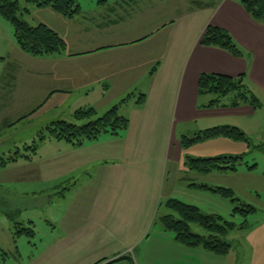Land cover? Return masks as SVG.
<instances>
[{"label": "crops", "instance_id": "0c3cea01", "mask_svg": "<svg viewBox=\"0 0 264 264\" xmlns=\"http://www.w3.org/2000/svg\"><path fill=\"white\" fill-rule=\"evenodd\" d=\"M164 1H152L154 6L149 26L140 31H131L122 25L124 20L119 15L126 13L123 8L127 3L114 0L106 13L97 16L80 15L81 9L72 17L53 15L54 24L45 25L65 42V50L60 54L34 57L20 49L18 51L17 44L10 42V48L17 52L16 58L11 60L0 54L3 62L7 58L9 62L24 63L25 78L20 82L26 87V93L22 95L32 98L38 83L43 91L42 102L19 120L43 105L63 103L75 92L86 97L91 92L98 93V100L103 105L114 103L110 108L121 100L117 103L112 101L126 93L123 98L131 95L127 102L134 100V105L125 115L129 119L125 130L119 135H106L81 146L68 142L70 153L60 163L62 175L68 176L65 198L67 194L71 196L73 211L83 215L82 223L90 220L91 229L144 230L151 222L158 196L163 191L165 151L172 131L178 130L175 162L184 176L173 177L164 189V202L175 198L172 195L177 192L185 193L189 189L214 194L197 186L189 188V183L185 182L189 180L186 178L188 174H192L190 185H222L215 176L224 171L201 174L185 164L180 152L184 147L182 138L189 137V123L193 135L207 128L229 125L264 144V23L251 18L240 0H190V5L187 3L189 0H172L174 7L171 9H154H160ZM209 24L225 30L241 54L233 55L221 48L201 44V35ZM172 26H179L182 36L178 43L170 45V40L161 41L158 32L162 27ZM201 73L233 77L242 74L247 89L261 106L253 108L242 103L231 107L232 96L224 97L228 102L222 105L224 98L217 99L212 94L199 95L197 79ZM15 78L11 76V83L8 82L7 86L13 88L15 80H18ZM139 94L144 95L140 104L136 102ZM220 105L222 109L214 108ZM88 107L92 106L73 109L72 117L77 109ZM202 142L210 150L235 147L238 153L247 151L243 141L226 137ZM211 155L201 158L216 157ZM209 176L214 178L209 179ZM177 184H180L178 191ZM226 188L234 189L233 186ZM138 197L142 200L137 206ZM116 198L119 200L114 203ZM119 202H124L120 214H104L102 206L94 211L100 203L114 208L119 206ZM242 229L246 231L244 238L249 243V264H264V219ZM119 255L112 253L102 259L108 262Z\"/></svg>", "mask_w": 264, "mask_h": 264}, {"label": "rangeland", "instance_id": "374dc122", "mask_svg": "<svg viewBox=\"0 0 264 264\" xmlns=\"http://www.w3.org/2000/svg\"><path fill=\"white\" fill-rule=\"evenodd\" d=\"M108 1L109 4L106 5V0H79L80 15L97 16L106 13V9L112 6L114 0ZM152 1L125 0L127 5L123 10L126 9V13L119 15L124 20L122 25L131 31L147 28L152 17L154 6ZM19 2L22 7L28 8V12L19 14V17L29 24H54L53 15L58 13L50 10L49 7L42 9L32 4H25L23 0ZM187 3L190 5V0ZM173 5L172 0H166L162 2L160 9H154L165 11L173 8ZM180 8L179 6L178 10ZM181 36L182 30L179 26L165 29L162 27L158 32L161 41L170 40V45L178 43ZM9 42L16 45L12 27L0 17V54L12 60L16 58L17 52L10 48ZM17 49L20 51L18 47ZM7 58L5 62L0 59V163L8 157L18 155L20 157L16 162H7L4 167H0V264H94L102 260L103 256L112 253L125 254L133 260V262L125 260L126 262L118 261L113 264H249V243L245 241L246 231L242 228H234L223 237L232 245L226 255H218L201 247L178 243L174 240L171 231L162 229L159 217L170 212L164 205V189L171 183L173 177L184 176L175 162L178 151L176 138L178 130L172 131L169 135L165 151L163 191L158 196L151 222L144 230L91 229L90 220L86 224L82 223L83 215L76 213L77 210L73 211L71 196L67 194L65 198L68 176L62 175L60 168L62 159L70 153L69 143L64 139L48 138L46 127L51 122L61 119L76 122L71 111L79 106L96 108L95 117H98L114 103L103 105L98 100V93L95 92H91L88 97L75 92L65 102L43 105L44 107H40L36 112L19 120L21 116L40 104L44 95L40 83L35 85L32 98L22 95L26 93V87L20 82L21 78H25V75L23 76L26 71L25 65L18 61L9 62ZM9 74L18 79L15 80L13 88L7 86L11 77ZM123 97L112 102L117 103ZM227 100L228 98H224L222 105H225ZM133 101L131 99L128 104H122L118 108V114L127 115L128 110L134 105ZM222 105L214 108L222 109ZM190 124L189 138L193 136ZM41 132L46 137L43 140L38 138ZM106 135L112 137L109 133H102L99 138ZM249 140L250 145L243 141L247 151L244 161L237 165V169L220 172V176L215 177L222 184L219 186H233L234 197L239 203L253 206L256 209L254 213L247 216L238 212L232 214L233 204L228 198L215 193L207 194L209 192L203 190L189 189V192H177L172 196L197 206L204 214L220 215L225 221L233 222L236 226L242 222L251 225L264 219V150L255 148L262 143L256 142L254 136ZM203 143L194 142L188 146L189 148L183 147L180 153L184 161L211 154H213L211 156H220L219 152L233 153L231 155L243 154L238 153L235 147L210 150ZM33 147H36L35 153L32 152ZM252 165L254 167L249 169L248 166ZM186 176L189 180L185 182L189 183L190 188L193 182L192 174ZM209 177V179L214 178ZM180 184H177L176 191ZM118 200L119 198L114 199V203ZM141 200L142 198H137V206ZM123 203L119 202V206L114 208L107 207L109 206L107 203H100L94 211L102 206L104 214L110 216L120 214ZM104 225L108 224L104 223ZM28 227H32L33 234L21 230ZM190 231L200 235L207 234L204 228L194 223L190 224Z\"/></svg>", "mask_w": 264, "mask_h": 264}, {"label": "trees", "instance_id": "16d2710c", "mask_svg": "<svg viewBox=\"0 0 264 264\" xmlns=\"http://www.w3.org/2000/svg\"><path fill=\"white\" fill-rule=\"evenodd\" d=\"M23 1L25 4H32L37 8L49 7L65 17H72L80 10L79 0ZM206 1L217 2L218 0ZM240 3L251 18L264 23V0H240ZM27 12L28 8L22 7L19 0H0V17L11 25L13 36L19 49L34 57L62 53L65 50V42L63 39L47 25L42 23L31 25L19 17V14ZM200 43L206 46L221 48L233 55L241 54V50L237 47L232 37L225 30L211 24L202 33ZM197 88L199 95L212 94L217 99L232 96L230 100L231 107H237L242 103H248L253 108L261 106L260 101L247 89L242 74L233 77L226 74L201 73L197 79ZM130 96L127 95L117 105L112 106L103 115L98 117H95L96 111L93 107L79 108L73 113V118L76 122H67L65 120L53 121L46 127L47 136L48 138H55L57 140L64 139L72 145L81 146L85 142L98 139L102 133L119 135L128 127L129 119L126 116L119 115L118 108L121 104L126 103ZM143 98L144 95L139 94L136 102L138 104L142 103ZM215 137L246 141L250 145V140L244 132L236 126L229 125H220L201 130L191 138L184 136L181 144L184 147H188L194 142ZM38 138L39 140H43L46 137L41 132ZM256 146L255 148L264 150V144ZM35 148H32L33 153H35ZM245 155L246 153L208 158H188L185 164L189 169L201 174H207L213 171H235L237 165L244 161ZM19 157L18 155L2 160L0 167H4L7 162L17 161ZM248 167L252 169L254 166ZM190 186L204 188L221 197L228 198L233 204L232 214L238 212L243 216H247L256 211L251 205L239 203V200L234 197V193L230 188L207 185ZM164 205L170 212L159 217V222L163 230L171 231L174 235V240L178 243L191 247H201L214 254L226 255L232 245L223 237L234 228L241 229L247 226L246 222H242L236 226L235 223L225 221L220 215L214 213L204 214L197 206L185 203L176 198L167 199ZM192 223L204 228L207 234L200 235L191 232L190 224ZM21 230L27 234H33L32 227ZM122 260L133 262L130 256L122 254L108 262L102 259L94 264H113Z\"/></svg>", "mask_w": 264, "mask_h": 264}]
</instances>
